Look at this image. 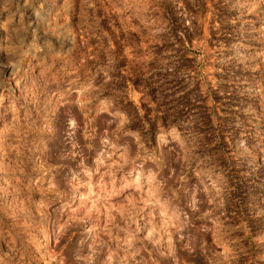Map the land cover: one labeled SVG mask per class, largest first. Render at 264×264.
Returning a JSON list of instances; mask_svg holds the SVG:
<instances>
[{
  "label": "rangeland",
  "instance_id": "rangeland-1",
  "mask_svg": "<svg viewBox=\"0 0 264 264\" xmlns=\"http://www.w3.org/2000/svg\"><path fill=\"white\" fill-rule=\"evenodd\" d=\"M0 264H264V0H0Z\"/></svg>",
  "mask_w": 264,
  "mask_h": 264
}]
</instances>
